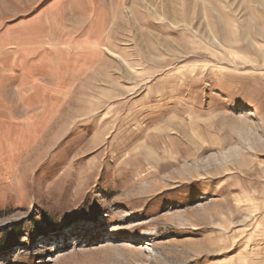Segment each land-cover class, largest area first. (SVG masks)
<instances>
[{"label":"rangeland","instance_id":"rangeland-1","mask_svg":"<svg viewBox=\"0 0 264 264\" xmlns=\"http://www.w3.org/2000/svg\"><path fill=\"white\" fill-rule=\"evenodd\" d=\"M0 264H264V0H0Z\"/></svg>","mask_w":264,"mask_h":264},{"label":"bare ground","instance_id":"bare-ground-1","mask_svg":"<svg viewBox=\"0 0 264 264\" xmlns=\"http://www.w3.org/2000/svg\"><path fill=\"white\" fill-rule=\"evenodd\" d=\"M209 163L212 165V166H215L213 170L217 171L218 168H217V160L215 158H212L210 159ZM146 244L142 247V248H146Z\"/></svg>","mask_w":264,"mask_h":264}]
</instances>
